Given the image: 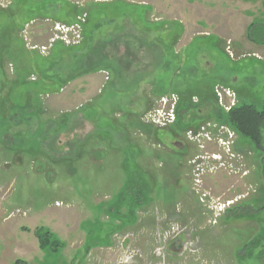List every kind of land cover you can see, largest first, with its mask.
Returning a JSON list of instances; mask_svg holds the SVG:
<instances>
[{"label": "rangeland", "instance_id": "1", "mask_svg": "<svg viewBox=\"0 0 264 264\" xmlns=\"http://www.w3.org/2000/svg\"><path fill=\"white\" fill-rule=\"evenodd\" d=\"M245 103L264 0H0V264H264Z\"/></svg>", "mask_w": 264, "mask_h": 264}, {"label": "trees", "instance_id": "2", "mask_svg": "<svg viewBox=\"0 0 264 264\" xmlns=\"http://www.w3.org/2000/svg\"><path fill=\"white\" fill-rule=\"evenodd\" d=\"M227 119L237 131L247 136L259 150H264V109L260 110L251 103L237 105L232 107L227 113ZM37 234L40 240V247L42 249L49 248L51 244L48 243L49 232L45 231L43 233V228H38ZM14 264H25V261L18 260Z\"/></svg>", "mask_w": 264, "mask_h": 264}, {"label": "flooded vegetation", "instance_id": "3", "mask_svg": "<svg viewBox=\"0 0 264 264\" xmlns=\"http://www.w3.org/2000/svg\"><path fill=\"white\" fill-rule=\"evenodd\" d=\"M217 220L214 222V224L216 225L217 224ZM119 234V233H118ZM117 233H114V235H113V241H115V239H114V237L116 236V235H118ZM132 237H133V235H132ZM132 237H131V239H132ZM115 247V245H113V244H109V245H106V246H104V245H102V246H100L99 247V245L96 247V246H94L93 248H100V249H104V251H106L107 252V250H109V249H111V248H114ZM41 248V247H40ZM92 248V249H93ZM92 249H90L88 252H87V254H90V253H92L91 252V250ZM103 252V251H102ZM136 252H137V250H135V249H133V255L131 256V259H127L126 261H123V259H121L120 258V256H119V258H120V260H117L116 261V264H138V261L135 259L136 257H138V254H136ZM118 258V259H119ZM109 262L110 263H114V261H112L111 259L109 260H107V258H104V261H103V263H106V264H109Z\"/></svg>", "mask_w": 264, "mask_h": 264}]
</instances>
